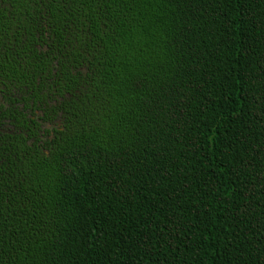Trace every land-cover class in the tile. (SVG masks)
<instances>
[{"label":"trees","instance_id":"1","mask_svg":"<svg viewBox=\"0 0 264 264\" xmlns=\"http://www.w3.org/2000/svg\"><path fill=\"white\" fill-rule=\"evenodd\" d=\"M0 264H264V0H0Z\"/></svg>","mask_w":264,"mask_h":264}]
</instances>
